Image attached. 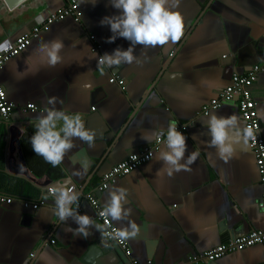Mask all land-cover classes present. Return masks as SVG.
I'll use <instances>...</instances> for the list:
<instances>
[{"label": "crops", "instance_id": "obj_1", "mask_svg": "<svg viewBox=\"0 0 264 264\" xmlns=\"http://www.w3.org/2000/svg\"><path fill=\"white\" fill-rule=\"evenodd\" d=\"M77 2L79 23L70 18L53 23L0 69V85L13 104L6 121L10 129L18 131L11 160L12 167L18 169H12L27 173L44 187L66 184L85 193L96 188L113 166L149 144L142 135L160 129L166 135L170 122L178 128L186 126L182 133L188 138L185 156L191 152L199 156L189 166L190 171L182 170L171 177L167 173L157 175L163 162L155 158L163 145L147 163L120 176L96 195L103 206L115 187L128 190L124 207L131 209L130 218L140 228L137 238L126 241L132 258L128 259L117 247L105 250L94 228L87 239L65 231L78 225L71 218L65 224L60 222L53 211L55 201L42 193L44 188L20 174L4 172L0 144V193L17 198L0 205V264H132V260L140 264H187L188 257L233 237L264 231V212L258 207L264 197L253 152L237 146L235 155L225 162L215 148L208 146L205 125L210 114H235L242 127L237 100L223 101L208 116L196 118L200 107L229 85L234 73L245 74L264 55V0H181L174 9L180 12L184 24L178 43L146 50L137 45L134 54L141 60L146 54L147 62L142 66H104L103 74L93 57L131 46L124 38L105 42L112 33L109 26H100V20L120 13L109 0H98L95 7ZM63 5L60 0H27L9 9L0 0V43L13 42L38 18L44 19ZM89 35L101 47L97 53L90 51ZM54 39L61 40L64 47L61 62L50 67L36 49L40 42ZM112 73L124 80L123 88L109 84ZM250 92L264 139V72L258 74ZM52 96L63 101L57 108L70 115L80 114L85 127L97 134L91 148L75 140L76 147L56 167L36 156L29 143L37 118L45 114L46 98ZM27 104H34L39 111L27 110ZM1 122L0 117V135ZM84 158L90 161V167L78 175L81 164L71 161ZM149 165L150 172L146 171ZM40 197L45 204L36 211L24 209L18 201ZM79 214H87L98 223L88 206ZM111 222L117 229L126 224ZM191 264H264V246L257 244L213 262Z\"/></svg>", "mask_w": 264, "mask_h": 264}, {"label": "clouds", "instance_id": "obj_2", "mask_svg": "<svg viewBox=\"0 0 264 264\" xmlns=\"http://www.w3.org/2000/svg\"><path fill=\"white\" fill-rule=\"evenodd\" d=\"M81 4L91 3L96 6L98 0H80ZM181 0H109V5L118 10L119 15L105 16L100 20V26H109L112 35L105 41L114 43L117 38H124L130 42L127 50L117 47L111 54H97L93 59H97V68L103 74L104 66L108 68L119 67L121 65H132L135 63L142 66L147 62L148 57L144 55L141 60L134 54L136 46L142 49L165 46L169 43L175 44L183 36V18L179 11H175L180 6ZM40 17L38 20H42ZM64 44L59 39L47 42H40L36 51L41 54L42 60L50 67L61 62L60 52ZM11 48V42L5 40L0 43V53L7 52ZM175 78V74L172 77ZM85 87H89L86 85ZM44 115L37 118L34 125L35 132L29 138V143L36 156L42 157L45 162L53 167L59 166L65 156L76 147L75 140L85 142L89 147H94L96 132L85 127V123L80 114H68L65 110L57 108V104L63 101L56 96L46 98ZM59 125V127H58ZM207 135L210 137L208 146L215 148L220 159L227 162L236 152L237 146L241 150H246L250 139H254L251 126H240L238 117L235 114L230 116H218L210 114L206 120ZM177 124L170 122L166 130V140L163 148L156 154L155 161L163 162V166L157 171V175L167 173L172 176L176 172L190 171L192 165L199 156L197 152H191L185 156L187 151V137L177 130ZM165 130H154L149 135H142L141 139L149 144L159 143L164 137ZM152 154L149 153L146 159ZM71 163L81 164V170H77L80 175L90 167V161L84 158L81 161L72 160ZM23 165H21L22 167ZM151 171V165L146 169ZM55 197L54 214L62 224L71 218L78 227L73 229L70 226L65 231L71 232L74 236L87 239L93 233L90 229H95L102 238L110 237L114 240L127 241L135 239L140 233L139 226L130 218L131 209L125 208L127 203L128 190L124 187H115L109 191L104 202L103 209L99 213L101 217H108L111 221L121 223L122 226L108 232L104 226L95 223L93 218L87 214L81 215L73 210V205L79 208V194L66 184H58L51 188ZM107 223V221H106Z\"/></svg>", "mask_w": 264, "mask_h": 264}, {"label": "built area", "instance_id": "obj_3", "mask_svg": "<svg viewBox=\"0 0 264 264\" xmlns=\"http://www.w3.org/2000/svg\"><path fill=\"white\" fill-rule=\"evenodd\" d=\"M60 1L64 3L62 7L56 9L55 11L49 12L44 19L36 21L30 29L19 34L14 39V41L11 42V48L9 49V51L0 53V69L6 62L22 53L25 48L30 45L31 41L37 38L41 32H47L53 23L61 22L68 18H70L75 23L80 22L77 0ZM88 38L92 43L90 51L92 53H97L101 48L100 45L95 42L94 36L89 35ZM262 72H264V55L262 56L260 61L253 64L245 74L234 73L231 77L229 85L221 89L215 97H213L200 107V109L196 112V118L201 116H208L210 112L217 110L220 107L221 102L223 101H232L234 99L237 100V108L239 117L242 122V127L251 126L254 133V139L249 140L248 147L254 155L255 165L259 172V184L262 187V193L264 197V139L260 135V121L256 111V102L251 97L250 92V87L256 81L258 74ZM108 82L109 84H115L121 88L124 87V80L115 73H112L110 75ZM12 109L13 104L7 101L5 91L0 85L1 119L6 121ZM26 109L31 112L39 111V108L34 104H27ZM92 110L94 109L92 108ZM177 130L183 133L186 130V126H181L177 128ZM165 140L166 135L161 138V141L159 143L152 142L151 144H146L141 147L138 153L128 156L126 159L113 166L102 176L101 182L96 188H93L85 193H81L76 186H69L79 194L78 203L80 206L77 209L76 205H73V208L79 212L85 206H88L94 211L98 224L103 225L106 231L112 232L114 229H117V227H115V225H113V223L111 222L110 218L101 217L99 215V213L103 209V206L100 204V201L96 195L106 190L110 186V184L114 183L120 176L128 175L133 170L138 168L139 165L147 163L151 159L152 155L164 145ZM149 153H151L152 155L149 159H146ZM12 165L13 161L9 160L10 169L14 168L12 167ZM14 169L18 168L16 167ZM7 170L10 173H14L9 170L8 167ZM33 184H37L39 187L44 188L42 193L45 194L47 198L55 201L54 194L51 191L52 187H44L43 183L35 181ZM14 200H17V198L4 193H0V205L10 204ZM18 201L24 209H30L32 211L38 210L45 204V201L44 199H42V197L37 200L18 199ZM258 207L261 211L264 212V199L258 203ZM50 243L54 244V240H51ZM257 244L264 246V231L262 230H253L245 235L233 237L226 243L219 244L210 250L188 257L186 263L191 264L199 260L205 262H213L224 257L227 254H232ZM101 246L104 249H108L113 246L117 247L125 257H127L128 259H132L131 250L126 241L114 240L110 237H101ZM132 264L140 263L132 260ZM146 264H151V262L147 261Z\"/></svg>", "mask_w": 264, "mask_h": 264}, {"label": "water", "instance_id": "obj_4", "mask_svg": "<svg viewBox=\"0 0 264 264\" xmlns=\"http://www.w3.org/2000/svg\"><path fill=\"white\" fill-rule=\"evenodd\" d=\"M5 5L7 6V8L9 9H15L17 8L18 6L22 5L24 2H26L27 0H3ZM3 124V131L0 135V144L3 145V158H4V162H3V165H4V172L5 173H8V174H14V173H17V174H20L18 175L19 177H22L24 179H26L27 181L31 182V183H34V181H32L27 173H19L18 171H13L12 169L9 168V160H12L13 157V153H14V147H13V144L14 142H17V137H18V131H14L11 128V124L8 123V121H3L1 122ZM7 167L9 170H11L12 172L14 173H10L8 170H7ZM24 167V166H23ZM51 186H54L53 183H51ZM107 250V249H105Z\"/></svg>", "mask_w": 264, "mask_h": 264}, {"label": "trees", "instance_id": "obj_5", "mask_svg": "<svg viewBox=\"0 0 264 264\" xmlns=\"http://www.w3.org/2000/svg\"><path fill=\"white\" fill-rule=\"evenodd\" d=\"M32 189H34V188H32Z\"/></svg>", "mask_w": 264, "mask_h": 264}]
</instances>
